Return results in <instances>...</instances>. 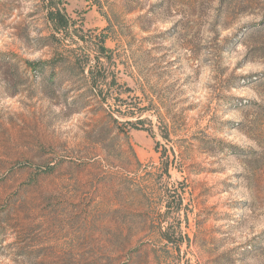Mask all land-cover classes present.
<instances>
[{"label": "rangeland", "instance_id": "1", "mask_svg": "<svg viewBox=\"0 0 264 264\" xmlns=\"http://www.w3.org/2000/svg\"><path fill=\"white\" fill-rule=\"evenodd\" d=\"M0 264H264V0H0Z\"/></svg>", "mask_w": 264, "mask_h": 264}, {"label": "trees", "instance_id": "2", "mask_svg": "<svg viewBox=\"0 0 264 264\" xmlns=\"http://www.w3.org/2000/svg\"><path fill=\"white\" fill-rule=\"evenodd\" d=\"M27 64L28 65H35V63H29V62ZM36 64H38V63H36ZM43 64H49V65H51V64L54 65L55 64L56 65L57 62H56L55 58H52V59H50L48 61H44ZM80 72H81L80 74L83 76L84 80H86V88H87L86 89V92L89 91V92H93L94 93L96 91L97 85H96V77L94 76L92 70H89V75H91V78H90V82L89 83L87 81L88 78L84 76L85 67H82L81 70H80ZM127 124H129V123L127 122Z\"/></svg>", "mask_w": 264, "mask_h": 264}]
</instances>
